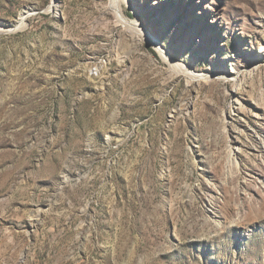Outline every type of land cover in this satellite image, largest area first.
Segmentation results:
<instances>
[{"label":"rangeland","instance_id":"1","mask_svg":"<svg viewBox=\"0 0 264 264\" xmlns=\"http://www.w3.org/2000/svg\"><path fill=\"white\" fill-rule=\"evenodd\" d=\"M111 1L0 0V264H264V0Z\"/></svg>","mask_w":264,"mask_h":264},{"label":"bare ground","instance_id":"2","mask_svg":"<svg viewBox=\"0 0 264 264\" xmlns=\"http://www.w3.org/2000/svg\"><path fill=\"white\" fill-rule=\"evenodd\" d=\"M111 4H112V6L117 7V8L122 7V0H112ZM26 19H27V14H25V13L22 14L20 17V20H19V26H17V27L23 28L25 26ZM153 44L155 47H157V44L154 41H153Z\"/></svg>","mask_w":264,"mask_h":264}]
</instances>
